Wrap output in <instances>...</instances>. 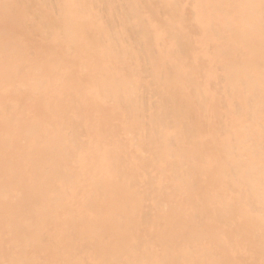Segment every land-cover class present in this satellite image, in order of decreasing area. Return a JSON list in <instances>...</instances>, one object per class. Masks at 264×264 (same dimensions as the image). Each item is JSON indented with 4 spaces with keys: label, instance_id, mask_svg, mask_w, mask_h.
<instances>
[{
    "label": "bare ground",
    "instance_id": "1",
    "mask_svg": "<svg viewBox=\"0 0 264 264\" xmlns=\"http://www.w3.org/2000/svg\"><path fill=\"white\" fill-rule=\"evenodd\" d=\"M0 264H264V0H0Z\"/></svg>",
    "mask_w": 264,
    "mask_h": 264
}]
</instances>
